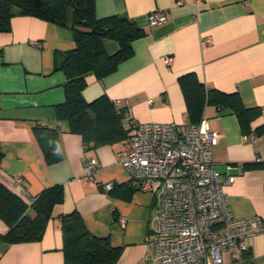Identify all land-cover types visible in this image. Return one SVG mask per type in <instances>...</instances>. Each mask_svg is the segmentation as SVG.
<instances>
[{
	"label": "crops",
	"instance_id": "obj_1",
	"mask_svg": "<svg viewBox=\"0 0 264 264\" xmlns=\"http://www.w3.org/2000/svg\"><path fill=\"white\" fill-rule=\"evenodd\" d=\"M155 11H167L168 22L150 25ZM95 12L99 19L126 16L145 35L114 73L87 78V102L103 96L119 102L134 123L192 124L179 80L194 73L207 89L238 93L246 108L260 110L250 133L230 110L206 106L202 120L220 135L212 151L215 170L235 177L225 187L233 213L264 219V132L255 142L247 138L264 126V0H95ZM75 47L70 26L32 16L14 17L11 30L0 32V182L28 205L50 187L63 190L43 239L0 241V264H64L63 216L71 213L93 236L121 249L118 264H155L159 192L140 191L129 178L118 160L121 141L87 149L69 122L57 118L66 83L57 56ZM104 48L112 55L119 46L105 40ZM165 57H173L171 66ZM43 144L52 149L48 158ZM92 159L98 164L93 174L85 165ZM7 232L0 220V237ZM249 245L240 262L226 255L224 263L264 264V236Z\"/></svg>",
	"mask_w": 264,
	"mask_h": 264
},
{
	"label": "trees",
	"instance_id": "obj_2",
	"mask_svg": "<svg viewBox=\"0 0 264 264\" xmlns=\"http://www.w3.org/2000/svg\"><path fill=\"white\" fill-rule=\"evenodd\" d=\"M17 16L68 25L74 32L76 47L57 56L61 57L57 70L66 76L65 102L56 107L58 120L69 122L72 133L82 137L87 149L124 140L130 132L125 127L127 108L117 107L105 96L87 102L83 92L89 76L103 80L130 58L133 43L143 37L145 31L126 16L97 18L95 0H0L1 33L11 30V22ZM105 40L118 44L115 54H107ZM179 82L192 124H199L205 107L213 106L219 112L230 110L242 130L250 133L251 123L261 114L259 109L246 108L238 93L207 89L194 73L181 77ZM263 132L264 126L255 130L257 136ZM50 136L54 140L56 131L50 132ZM42 149L45 157H50L52 149L44 144ZM2 158L0 150V165ZM62 194L61 186H53L28 205L0 182V220L8 227L0 241L8 244L41 241ZM62 231L64 264H118L121 249L112 247L107 237L93 236L78 213L63 216Z\"/></svg>",
	"mask_w": 264,
	"mask_h": 264
},
{
	"label": "built area",
	"instance_id": "obj_3",
	"mask_svg": "<svg viewBox=\"0 0 264 264\" xmlns=\"http://www.w3.org/2000/svg\"><path fill=\"white\" fill-rule=\"evenodd\" d=\"M148 21L152 26L164 25L168 12H152ZM163 62L171 66L173 57ZM125 125L130 132L121 141L119 164L140 191L160 194L155 264H225L226 255L240 262L249 241L264 236V219L238 218L233 213L225 187L235 177L217 172L212 159L220 135L210 130L205 119L177 126L134 123L128 117ZM247 138L255 142L257 135ZM85 165L91 174L98 169L93 159ZM113 187L101 185L107 192Z\"/></svg>",
	"mask_w": 264,
	"mask_h": 264
}]
</instances>
